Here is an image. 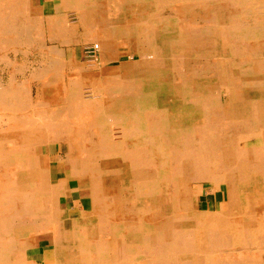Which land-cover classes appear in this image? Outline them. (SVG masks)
<instances>
[{"label":"bare ground","instance_id":"bare-ground-1","mask_svg":"<svg viewBox=\"0 0 264 264\" xmlns=\"http://www.w3.org/2000/svg\"><path fill=\"white\" fill-rule=\"evenodd\" d=\"M195 12L207 22L200 29L182 26L180 18ZM142 29L151 32L152 44L143 43ZM184 31L213 32L222 54L231 41L234 48H245L248 42L264 40V0H60L49 14L32 0H0V64L13 73L7 85L0 84V264H117L120 251L131 264H149L145 261L151 257L141 250L147 253L150 245L141 233L152 230L153 224L134 216L142 207L154 216L191 215L194 223L184 227L193 231L206 225L201 212L180 213L179 179L166 169H154L152 180L140 184L131 162L142 154L136 144L154 142L153 133H160L165 143L200 126L202 107L182 101L190 87L196 94L217 88V81L187 72L178 74L176 85L170 40L187 38ZM91 44L102 54L98 60L80 55L82 47ZM124 50L130 58L121 62ZM28 53L41 59L30 66V74L27 65L14 59L21 54L28 58ZM116 62L119 67L106 69ZM17 75L25 80L29 76L32 83L16 80ZM246 83L249 89L260 87L253 75ZM52 146H57V154ZM43 147L51 154L48 166L42 163ZM60 162L63 181L54 171ZM257 186L248 192L261 191ZM83 191L89 196L83 197ZM212 209L219 211V206L213 204ZM49 234L52 246L39 258L31 256L37 238Z\"/></svg>","mask_w":264,"mask_h":264},{"label":"rangeland","instance_id":"rangeland-1","mask_svg":"<svg viewBox=\"0 0 264 264\" xmlns=\"http://www.w3.org/2000/svg\"><path fill=\"white\" fill-rule=\"evenodd\" d=\"M59 2L60 0H42V1L32 0L33 5H38V6L44 5L46 14H49V11H52V10L54 11L55 5ZM195 13H196L195 15L191 14V15L180 18L181 20H183L180 22L182 26L188 27L189 25H191L193 27H197L198 29H200V26H202L203 24H205V22H207L205 21L203 15L201 14L199 15L197 12ZM242 18H244V16ZM185 19L186 21H184ZM143 28H146V27H143ZM145 30L146 29H142V33L140 34L142 35L141 38L143 40V43L147 42V43L152 44L153 36L151 32H148L147 30L146 31ZM183 34H184V37H187V38L182 39V38L176 37L170 40V43L172 47L174 48V52H175L173 54L175 55L172 54V56L170 57L171 59L170 58L169 59L170 61H172L171 64L173 65V71L175 73L174 76L176 79L175 83L177 82L176 85L179 84V79L181 78L179 77L178 74L180 73L182 74L183 72H187L191 76H194L195 78L200 79V80H214L218 82L217 88L215 89V87L212 86L213 90L212 91L210 90L209 92L204 91L203 93L199 92L196 94V92L198 91L195 92L193 91V88L190 87L189 94L182 99L184 103H193L196 105H200L202 107V118L200 120L202 121L201 124H203L204 126L201 124L200 126L197 125L193 127L189 133L182 134L180 137L178 136L176 138H172L171 139L172 141L171 140L167 141L169 142L168 145H167V142L163 143V138L161 137L160 133L158 132L153 133L152 138L155 140H153L154 142L152 143L150 142L152 145L150 143H142V142L136 144V147L137 148L139 147V149L142 152L141 154L142 157L140 156L136 159H133L131 160V162L133 166H135L137 170L139 171L140 178L138 179L139 180L138 182L140 184H144V182L148 183L152 180L151 177H152V174L154 173L153 172L154 169L156 170L166 169L171 173L174 179H179V182L181 183V188H182V190L180 189V194H182L180 198V202H179L180 203L179 206H181L180 208L182 211L180 213H183L184 211H187V210H194V211L201 212L205 216L204 221L206 222V225L202 228L203 231L202 229H200L199 231H196V230L193 231V230H190L189 228L184 227L185 224L188 225V224L194 223V218H192L191 215L183 216L181 214H177L176 216L172 215V216L165 217V216H160V214H158L154 216L150 210L143 208V207L138 208V210L135 211L134 216L137 217L141 221L151 220V223L153 224L152 230H150L147 233H144V232L141 233L142 237L148 239V242L150 245V247H148L147 249V253L141 250V254H148L151 257L149 261H145L149 264H189V263L190 264H234V263L235 264H264V257L261 255V253L264 252L262 251L264 250V225H263L264 223V43L262 44L264 40L262 39L261 41L260 40L254 41L253 43L252 41L248 42L247 46H244L245 48L240 47V46H237V47L235 46L236 48H234V42L231 41L230 43H228V46L224 48V52L222 54L221 52H219L221 50H218V47L216 45L218 40L214 37L213 32L190 31L189 33L188 31H184ZM255 42H257V44ZM92 50H94L93 44H91V46L88 45L87 47H82L81 49L82 54L80 55H82L83 59H86V60H98L99 58H101L102 54L99 51H97L96 57H93V58L90 57V55L93 54L91 53ZM127 52L128 51L126 50L122 52L123 56L121 57V62L129 60L130 57ZM202 54L203 56H201ZM27 56L29 57L26 58L24 55L21 54L20 56H17V57L14 56V59L16 62L18 61L17 63H19L20 65H27L26 73L30 74L29 72H31L30 70L33 68L30 66H35V65L37 66L41 59L35 58V56H33L32 53H28ZM194 56H196V58ZM8 58L11 61H14L9 56ZM32 62L33 63L35 62V63L33 64ZM219 62H222V63H219ZM115 66L119 67L118 62H116L115 64L111 66L106 67V69L115 68ZM180 68H183V69H180ZM242 68L243 70H241ZM5 69L6 67L0 64V84L3 86L9 83L8 81L10 80V77L13 74V73L11 74L10 69L8 68L7 70ZM253 70L257 72H253ZM249 75L251 77L253 75L254 79L258 82L260 86L258 90L249 89L248 84L246 83V79L248 78ZM27 77L29 78V80H25L26 78L24 79L23 77L19 75H17L15 78L16 80L21 81V82L27 81L28 84L32 83L30 77L29 76ZM236 81H238L239 85L236 84L237 83ZM227 84H229V86ZM192 96L193 98H191ZM210 98L212 99V101L210 100ZM254 105H255V108H254ZM212 107L213 108L217 107L218 110L216 111V109H213ZM152 117L154 118V116H151V118L149 117L152 122L157 121V120H154ZM155 119H159V117H156ZM251 121L254 124H252ZM233 122L235 125L233 124ZM257 122L259 123L257 124ZM244 124L246 126H244ZM199 130L201 132L198 133ZM219 131L221 132L220 134L222 135L217 133ZM243 134L244 135L246 134L245 138ZM255 134H258V135H255ZM203 137L204 139H202ZM158 138L162 141H159ZM250 138L252 140H250ZM224 139L226 140L224 141ZM200 141L202 144H200ZM228 144H231V145H228ZM253 145L256 148L253 147ZM210 146H213V147L210 148ZM247 149H248V152H247ZM255 149H257V151ZM57 150H58L57 146H52V153L57 154ZM154 150H156L155 153H154ZM41 152H42L41 154L42 163L44 164V166L46 164H50L51 154L49 152V149L47 147H43ZM250 152L252 155L250 154ZM209 153L211 154L210 156H209ZM213 159H215L214 162L216 163L213 162ZM210 162L213 163L211 166H210L211 164ZM166 164H167V167H166ZM217 164L220 166H217ZM160 165H161V168H160ZM54 171L57 174L58 180L63 181L65 178L64 177L65 175L64 163L60 162L57 165H55ZM260 175L261 177H259ZM239 182L241 185L238 184ZM253 184L260 186L261 191H258V193L248 192V189ZM221 187L223 189H221ZM69 195L70 194H68V197ZM81 195L83 197H86V196H89V193L88 191H83L81 192ZM233 199H235V201ZM213 204L219 206V209H218L219 211L217 210L215 211L212 209ZM237 204L239 207L237 206ZM86 207H89V204L86 203ZM220 208H223V209H220ZM141 215L144 217H142ZM240 216L242 217V219ZM258 216L259 217L262 216V217H260L259 221L256 222L258 220ZM227 217L229 218L227 219ZM232 219H234V221ZM174 220H176V222ZM177 221H180V222H177ZM242 229L244 231H242ZM220 232L224 233V234L222 233V235H224L223 237H221L222 235L220 236L221 234ZM249 233L250 235H248ZM194 235H199L200 237L194 236ZM243 238H244V241H243ZM52 240L53 239H52L51 234L41 236V238L38 237L37 238L38 247L37 249L31 251V256H34L36 258L43 256L45 250L49 249L52 246ZM44 246H49V247H44ZM259 248L261 249V251ZM238 249L240 250V252H238ZM254 251L256 252L254 253ZM181 254H184V255H181ZM195 254H197L196 255L197 257L195 256ZM123 256L124 255L122 251H120L118 253V260L116 263L117 264H131L128 262V259L125 258V256L124 257Z\"/></svg>","mask_w":264,"mask_h":264},{"label":"built area","instance_id":"built-area-1","mask_svg":"<svg viewBox=\"0 0 264 264\" xmlns=\"http://www.w3.org/2000/svg\"><path fill=\"white\" fill-rule=\"evenodd\" d=\"M97 51H98V48H94V50L93 51H91V53H93L92 55H90V57H96V55H97Z\"/></svg>","mask_w":264,"mask_h":264}]
</instances>
